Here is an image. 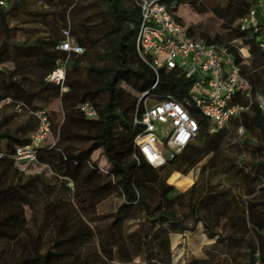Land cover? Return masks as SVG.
Listing matches in <instances>:
<instances>
[{"label": "trees", "instance_id": "16d2710c", "mask_svg": "<svg viewBox=\"0 0 264 264\" xmlns=\"http://www.w3.org/2000/svg\"><path fill=\"white\" fill-rule=\"evenodd\" d=\"M7 1L8 8L0 7L1 65L11 60L6 47L12 19L56 24L58 37L17 45L25 60L0 70V100L10 98L13 106L21 107L20 114L14 113L27 117H32L28 110H46L55 137L53 145L44 142L38 148L36 163H28L47 168L53 178L47 182L41 175L20 171L24 163L14 159L15 149L29 137L2 130L0 124V264H129L135 259L173 264L172 236L192 232L198 224L219 243L223 257L208 252L206 258L186 264H264V159L233 162L225 149L232 136L228 127L210 132L206 119L191 109L198 131L183 149L157 168L133 158L139 128L132 118L142 103L117 86L124 83L155 102L167 96L183 101L194 80L176 69L160 70L152 88L156 75L136 53L140 11L133 0L127 7L121 0H42L50 8L45 12L28 10L30 0ZM184 7L220 22V32L213 37L199 33L197 38L193 27L186 26L187 33L225 47L252 95L264 97V18L258 16L256 28L241 29L238 24L250 8L258 10L257 0H166V8L182 25L177 12ZM54 17L55 23L48 20ZM65 28L82 47L81 54L57 49ZM239 48L248 57L243 58ZM61 64L65 91L47 79ZM29 70L34 72L32 80L24 76ZM53 99L61 108L57 122L47 109L33 105ZM85 102L94 107L96 118L88 119L77 109ZM228 123L233 132L239 127L254 132L257 148L264 152V112L254 101ZM95 152L99 157H93ZM197 167L199 175L189 187L185 176ZM227 173L235 178L230 187L211 183L209 175ZM108 197L118 198L116 209L95 215ZM35 214H40L39 221Z\"/></svg>", "mask_w": 264, "mask_h": 264}, {"label": "built area", "instance_id": "2783aa9c", "mask_svg": "<svg viewBox=\"0 0 264 264\" xmlns=\"http://www.w3.org/2000/svg\"><path fill=\"white\" fill-rule=\"evenodd\" d=\"M140 11V25L135 46L139 59L155 73L154 88L158 83L160 70H178L186 78H194L189 97L178 101L172 96L152 102L148 95L144 98L142 109L136 107L133 125L139 131L133 138V158L143 159L148 165L157 168L164 164L162 149L173 154L183 149L196 135L198 123L190 114L195 109L206 119L210 132L221 129L233 118L249 110L254 101L264 112V97L251 93L247 79L240 74L239 66L227 49L209 45L188 35L186 26L175 21L166 8V0H133ZM258 10L250 8L238 21L241 29L256 28L258 16L264 18V0H257ZM7 0H0L1 8H8ZM63 40L57 49L70 53L83 52L69 33L62 30ZM243 58L248 57L244 48L238 49ZM3 66L0 64V70ZM65 67L59 65L47 79L65 91ZM148 100V102H147ZM246 100L247 102H244ZM9 100H0V108ZM77 109L88 119L97 117L94 107L85 102ZM13 111L21 113V107L15 105ZM34 117L35 128L29 135V142L15 149L14 159L24 164L36 163L38 148L51 136L50 119L46 110H28ZM55 138L50 143L53 145ZM1 156V154H0Z\"/></svg>", "mask_w": 264, "mask_h": 264}, {"label": "rangeland", "instance_id": "374dc122", "mask_svg": "<svg viewBox=\"0 0 264 264\" xmlns=\"http://www.w3.org/2000/svg\"><path fill=\"white\" fill-rule=\"evenodd\" d=\"M121 3L124 7H127L129 0H121ZM180 9V8H179ZM177 18L187 27H193L195 36L199 37V33H203V35L209 37H213L214 34L219 33V25L218 22L211 14L198 15L192 11L189 7H184L177 12ZM118 89L122 91L126 96L130 99H136L137 103H143L144 98L142 95L136 94L130 88H128L124 83H120ZM255 94H253V97ZM148 102V100H147ZM155 102V101H152ZM224 127H228V135L231 133L232 136L229 137V145H225V149H227L228 155L233 158V162L237 165H242V162L245 160H256V159H264V152L257 148V138L254 132H247L245 128L239 127L235 132L231 130L230 124L227 122ZM54 135L51 133V136L47 138L45 143H51L52 139H54ZM162 153L165 159L170 158V153L166 150L162 149ZM93 157H99V152H95ZM20 171H23L26 175H41L43 179L47 182L52 181L51 172L39 165H28L22 164L19 165ZM199 175V167L190 171L185 178L193 183L194 179ZM211 183L214 185H219V188L230 187L232 185L233 180L235 179L232 173H227L225 175H214L210 176ZM167 183L168 179H167ZM69 191H72L73 185L68 182L66 186ZM188 187V188H189ZM177 188V187H176ZM187 188V189H188ZM180 192H183L179 188H177ZM186 189V190H187ZM119 204L118 198L108 197L101 205L97 207L95 210V215L107 214L116 209ZM31 213L27 210V217L30 218ZM36 220L39 221L41 219L40 214H35ZM95 224V223H94ZM28 226L34 229L32 222H29ZM93 226V225H92ZM172 237V263L173 264H186L192 259H202L206 258L208 252L213 254L215 257H223L221 254V246L216 244L214 239H210L208 234L204 232V229L201 224H198L196 229L192 232H184L174 234ZM175 241V242H174ZM216 258V259H217ZM102 264H121L117 260L107 261L105 260ZM129 264H143L138 259H135L133 262Z\"/></svg>", "mask_w": 264, "mask_h": 264}, {"label": "crops", "instance_id": "0c3cea01", "mask_svg": "<svg viewBox=\"0 0 264 264\" xmlns=\"http://www.w3.org/2000/svg\"><path fill=\"white\" fill-rule=\"evenodd\" d=\"M28 10L45 12L50 8L42 2V0L33 1L30 0L27 5ZM52 21H56V17ZM9 42L10 44L6 47L7 54L11 56V60L2 64L3 70H11L13 68V62H19L25 60L18 54L20 47L16 48L17 45L30 46L35 41L40 39H47L48 37H58L56 31V24L52 26L46 25L40 20V18H33L29 21L11 20L9 23ZM34 72L32 70L25 71L24 76L32 80ZM30 83V81H29ZM27 88L28 86H24ZM1 100H11L10 98H3ZM33 105L44 107L47 109L52 116L54 122L60 119L61 108L58 100L42 101L36 100ZM14 106L11 103H6L0 108V124L2 130H17V135H23V137H29L30 133L34 130L35 119L33 117H27L25 115L15 114ZM2 146V143H1ZM175 242V241H174Z\"/></svg>", "mask_w": 264, "mask_h": 264}]
</instances>
